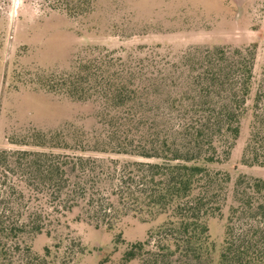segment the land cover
<instances>
[{
  "label": "trees",
  "instance_id": "16d2710c",
  "mask_svg": "<svg viewBox=\"0 0 264 264\" xmlns=\"http://www.w3.org/2000/svg\"><path fill=\"white\" fill-rule=\"evenodd\" d=\"M61 2L56 8L72 18L92 9L85 0ZM254 58L252 47L141 56L93 44L57 73L33 59L14 72L8 89L90 102L93 110L55 130L7 137L32 149L0 148V264H81L86 250L70 223L111 231L127 217L152 223L144 239L126 242L119 231L98 264H264V178L232 182L210 167L228 159L248 109L242 159L264 167V62L247 104ZM214 218L223 220L218 251ZM40 234L52 241L37 252L30 239Z\"/></svg>",
  "mask_w": 264,
  "mask_h": 264
},
{
  "label": "rangeland",
  "instance_id": "374dc122",
  "mask_svg": "<svg viewBox=\"0 0 264 264\" xmlns=\"http://www.w3.org/2000/svg\"><path fill=\"white\" fill-rule=\"evenodd\" d=\"M92 8L86 15L69 17L56 8L61 0H0V148L32 149L10 143L12 131L36 127L58 129L66 121H81L93 104L76 102L45 92L8 89L14 72L30 61L54 73L69 65V58L88 45L97 44L144 55L151 51L179 52L191 45L252 47L255 53L248 107L262 78L264 62V0H85ZM29 55H19L25 51ZM21 86V85H20ZM251 110L242 118L241 130L228 159L210 164L226 171L233 182L240 174L264 178V167L244 162ZM93 118L85 120L87 126ZM104 158L114 156L100 155ZM17 176L9 174L10 180ZM151 222L127 217L115 230L96 229L84 222H71L69 232L81 241L85 254L81 264H98L113 249L120 231L124 241L144 239ZM218 251L223 238V220L209 221ZM66 233L67 230H64ZM52 239L45 234L30 239L33 250L42 252ZM123 244L114 253L118 257ZM133 264V263H131Z\"/></svg>",
  "mask_w": 264,
  "mask_h": 264
}]
</instances>
